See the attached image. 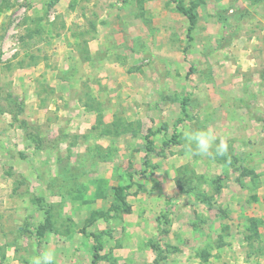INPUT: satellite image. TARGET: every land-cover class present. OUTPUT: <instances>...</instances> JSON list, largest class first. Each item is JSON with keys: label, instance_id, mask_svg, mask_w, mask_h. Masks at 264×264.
I'll list each match as a JSON object with an SVG mask.
<instances>
[{"label": "rangeland", "instance_id": "rangeland-1", "mask_svg": "<svg viewBox=\"0 0 264 264\" xmlns=\"http://www.w3.org/2000/svg\"><path fill=\"white\" fill-rule=\"evenodd\" d=\"M79 22L102 37L94 89L55 52ZM189 129L227 152L189 151ZM48 249L264 264V0H0V264Z\"/></svg>", "mask_w": 264, "mask_h": 264}, {"label": "crops", "instance_id": "crops-1", "mask_svg": "<svg viewBox=\"0 0 264 264\" xmlns=\"http://www.w3.org/2000/svg\"><path fill=\"white\" fill-rule=\"evenodd\" d=\"M76 29L73 30L66 25L63 34L61 35L60 39L57 41V57L62 64V59L65 60V65L71 61H81V73H82V80L84 81V85H88L95 88V85L92 82H88L92 71V63L95 57L96 51L98 49V45L100 46L102 37L96 34V30L89 26H86L83 23H80L75 26ZM91 30V34L87 37L85 34L86 32ZM76 31V33H75ZM95 32V33H94ZM101 47V46H100Z\"/></svg>", "mask_w": 264, "mask_h": 264}, {"label": "clouds", "instance_id": "clouds-1", "mask_svg": "<svg viewBox=\"0 0 264 264\" xmlns=\"http://www.w3.org/2000/svg\"><path fill=\"white\" fill-rule=\"evenodd\" d=\"M184 138L188 144L189 151H194L195 154L208 156L213 149L219 155H224L228 150V145L224 140L216 143L217 136L211 129L186 130ZM194 145V148L192 147ZM55 253L53 250H45L41 255L33 257L31 264H54Z\"/></svg>", "mask_w": 264, "mask_h": 264}, {"label": "trees", "instance_id": "trees-1", "mask_svg": "<svg viewBox=\"0 0 264 264\" xmlns=\"http://www.w3.org/2000/svg\"><path fill=\"white\" fill-rule=\"evenodd\" d=\"M178 9H180L182 11V13L185 15V17L187 18V26H186V37H187V40H190V34H191V31L194 27V19H195V16H194V13L191 11L190 8H187V7H181V6H177ZM182 105H184V103H182ZM182 110L184 111V108L182 107ZM155 131H151L149 130V132L145 135V141H146V146H147V151H150V135H152V133H154ZM176 136L175 133L172 134V137L171 138H174ZM123 188H117V190H122ZM116 195L119 197V199L122 201V196L121 194L119 193V191L117 192L116 191ZM40 232V230H39ZM101 249V245L99 243H95L92 245V261L93 263H95L98 258H99V251Z\"/></svg>", "mask_w": 264, "mask_h": 264}]
</instances>
